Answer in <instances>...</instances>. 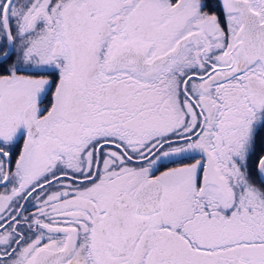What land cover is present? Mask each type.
I'll use <instances>...</instances> for the list:
<instances>
[{
  "label": "snow or ice",
  "instance_id": "obj_1",
  "mask_svg": "<svg viewBox=\"0 0 264 264\" xmlns=\"http://www.w3.org/2000/svg\"><path fill=\"white\" fill-rule=\"evenodd\" d=\"M0 264H264V0H0Z\"/></svg>",
  "mask_w": 264,
  "mask_h": 264
}]
</instances>
